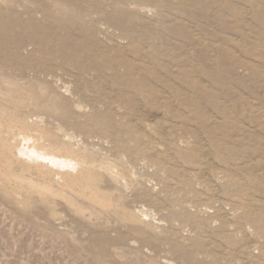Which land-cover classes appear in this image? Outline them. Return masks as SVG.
Masks as SVG:
<instances>
[{"label":"rangeland","instance_id":"rangeland-1","mask_svg":"<svg viewBox=\"0 0 264 264\" xmlns=\"http://www.w3.org/2000/svg\"><path fill=\"white\" fill-rule=\"evenodd\" d=\"M133 1H85L87 28L73 32L106 50L100 62L131 60L136 83L148 71L145 92L130 86L133 99L113 101V128L81 115L93 107L60 69L50 95L71 101L75 118L42 111L39 93L22 107L1 99L0 264H264V0ZM32 143L93 152L109 168L70 187L60 175L78 167L35 168L20 154ZM96 237L113 240L104 251Z\"/></svg>","mask_w":264,"mask_h":264},{"label":"bare ground","instance_id":"bare-ground-1","mask_svg":"<svg viewBox=\"0 0 264 264\" xmlns=\"http://www.w3.org/2000/svg\"><path fill=\"white\" fill-rule=\"evenodd\" d=\"M4 1L7 3V5H5L2 8V10L0 11V101H1V99L7 100L10 96L15 95L22 101V104H21V107H22V106H25L26 104L31 105L35 101H37L38 99H36V94L39 93L40 97H42L46 100L43 105L41 104L38 106V107H40V109L42 111L53 112L57 116H60L61 118H65L67 120L69 118H75L77 113L72 110L71 105H73V104H71V101H69L66 98H63L64 100H60V98L57 95L58 93L56 91L55 92L57 94L50 95V90H53V85L48 79L50 76H54L55 71L57 69H60V70H62L63 73H65L66 75H71L77 81L73 90L77 91L78 95L80 97L86 99L89 102V105H91L93 107V113L91 115L88 113H85V114L83 113L81 115L84 118H87L88 121L90 120L95 125H98L99 121H101V120H105L106 122L108 121L110 123V128H113L114 127L113 120H112V117H113L112 116V111H113L112 104L114 103L113 101L115 100V101H119V102L123 103L125 97L132 98L133 95H132V89L130 88V86L131 87L136 86L138 89H140V91L142 90V92H145L147 90V88H148V71H147L146 67H144L142 69V73H141V76L139 79V84H138V83H136L138 81L137 80L135 81L134 77H133V74H134L133 67L134 66H133V63L131 62V60H129L130 61L129 64H126V62L124 60L121 61V58H119L118 61L114 59V62H100V61H102V57H104V55H106V53H105L106 50L101 48V47H98L94 50L86 48L87 46L85 45L86 47H84L83 46L84 44H82V42L79 39H76L75 36L73 35V32L79 31V33H80L81 31H83L87 28L86 22H84L85 17H82V16L86 15L89 12L88 8L86 6H84V2L89 1V0H28L32 4L30 5L28 3L27 4L24 3L25 5H22V7L20 6L21 7V8L19 7L20 9H18V7L14 5V2H13L14 0H4ZM145 1H147V0H145ZM191 4H193V2ZM116 5H117V3H116ZM171 5H173V4H171ZM73 6H75V9H77V11L72 10V9H74ZM105 7L107 8V4ZM167 9H168V7H167ZM190 9L188 8L187 10H190ZM125 10H127V9H125ZM114 11H115V9H114ZM123 12H125V11H123ZM103 13L105 14L106 12H103ZM259 13H260V10H259ZM196 14H198V13H196ZM123 15H121V16L123 17ZM107 17H109V16H107ZM108 19H111V17ZM131 19H132V17H131ZM114 20H116V19H114ZM114 20H112V21H114ZM121 21H123V20H121ZM139 21L136 24H138ZM176 21H177V18H176ZM147 22H150V21H147ZM132 24H134V23H132ZM170 25H171V23H170ZM124 27H126V26L124 25ZM133 27L130 26V28H132V29H133ZM92 28H94V27H92ZM202 28H203V26H202ZM135 30L133 29V31H135ZM201 30L202 29L200 28V31ZM204 30H203V32H206ZM169 31H170V29H169ZM135 32L137 34V31H135ZM93 33H95V32H93ZM153 33H154V30H153ZM158 33H159V31H158ZM208 33H209V31H208ZM136 34H134V36ZM143 34H144V32H143ZM157 34H155V35H157ZM164 34H165V32H164ZM82 35H84V33ZM166 35H168V34H166ZM143 36L144 35H142V37ZM161 36H162V34H161ZM144 38H145V36H144ZM176 38H178V37H176ZM209 38H210V36H209ZM217 39H219V38H217ZM161 40H163V39L161 38ZM184 40H186V39H184ZM194 40H196V39H194ZM169 41H171V40H169ZM196 43H198V42H196ZM204 44H205V42H204ZM195 45H197V44H195ZM177 46L178 45H176V47ZM204 46H206V45H204ZM203 49H205V47ZM89 53H91L93 58L96 60L91 59V61L89 63H86L84 61V57H85V55H87ZM151 57H152V55H151ZM197 57H199V56H197ZM207 58H209V57H207ZM124 65H126V66L124 68V72L122 73L120 69H121V66H124ZM138 66H140V65H138ZM108 71H110V74H108ZM183 71H186V70H183ZM121 76L125 80L127 79L128 86H125L124 88H122L123 90L121 89V90L117 91V87L119 86V83H120V82H118V78ZM163 76H166V75H163ZM38 78H41L44 81V83L38 81ZM187 81H188V79H187ZM35 82L39 83V84L33 85V83H35ZM183 82H185V81H183ZM203 83H205V82H203ZM40 84H42V85H40ZM43 85H46L48 87L44 88ZM197 86L199 87V83ZM134 90H135V88H134ZM90 91L94 92V94H95L94 97L88 93ZM189 92H191V91H189ZM145 103H147V101H145ZM100 104L102 105V108L100 107ZM103 107L106 108V109H104L106 112L102 111ZM91 110H92V108H91ZM104 113H107V114H104ZM2 114H4V112L0 111V115H2ZM140 114H141V112H140ZM194 117H195V115H194ZM69 120H71V119H69ZM189 120H190V118H189ZM70 125L74 126V127L84 126V125H82V122H81V124H79L77 122H70ZM107 126H109V125H107ZM206 130L208 131V129H206ZM104 140H107V139H104ZM41 147H42V144L39 145V144L32 143V144L26 145L25 148H21L20 154L22 156H26V157H29L31 159H34L33 160L34 163H32V165L35 168L45 167V168H48L49 170L53 171V169L51 168L53 165V167L56 166V167L64 168V171H65L66 170L65 168H68V170H69L70 167L73 169H76L78 167L77 168L78 171L76 174L71 173L72 171L71 172L66 171L65 173H61V175H60L64 180L63 182L66 185H70V187H73L74 185L76 186L77 184H79V186L81 188H83L84 186H86V184H88V179H90L91 177L97 176L98 171H100L101 168H102V170H104L103 168H105V169L109 168V166H105V164L102 161L101 162L96 161V157H95V154L93 152H86V151L76 152V151L72 150L71 146H69V147L64 146V149H62V148L52 149L51 147H49V148H46V150H42ZM214 149H216V148H214ZM217 159H219V158L217 157ZM45 163H48L51 166H49ZM108 170L109 171H107V172L111 173V172H113L114 169L112 167H110V169H108ZM53 172H55V171H53ZM56 173L60 174V172H58V171ZM74 173H75V171H74ZM76 181H78V183ZM83 183H84V186H82ZM181 196H183V195L181 194ZM187 220H189L188 217H187L186 221ZM95 240H97V241L101 240V242L104 244L103 250L105 251L106 250L105 249L106 248L105 243H108L113 239L110 237H105L104 239H100L99 237H96ZM182 251L185 252L186 250H182Z\"/></svg>","mask_w":264,"mask_h":264}]
</instances>
